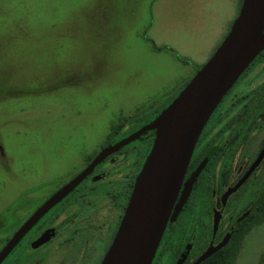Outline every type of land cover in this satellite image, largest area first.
Returning a JSON list of instances; mask_svg holds the SVG:
<instances>
[{
	"label": "rangeland",
	"instance_id": "obj_1",
	"mask_svg": "<svg viewBox=\"0 0 264 264\" xmlns=\"http://www.w3.org/2000/svg\"><path fill=\"white\" fill-rule=\"evenodd\" d=\"M243 1L0 0V210L43 197L119 120L186 87ZM230 250L261 264L264 217Z\"/></svg>",
	"mask_w": 264,
	"mask_h": 264
},
{
	"label": "flooded vegetation",
	"instance_id": "obj_2",
	"mask_svg": "<svg viewBox=\"0 0 264 264\" xmlns=\"http://www.w3.org/2000/svg\"><path fill=\"white\" fill-rule=\"evenodd\" d=\"M184 88L176 90L160 108L119 120L98 145L83 152L79 166L48 182L52 186L43 197H12L0 210V255L59 191L90 169L103 152L152 124ZM156 138V130L143 132L106 155L76 188L35 222L1 264H102L119 233ZM261 217L264 51L205 126L152 264H197L211 251L203 264L230 250Z\"/></svg>",
	"mask_w": 264,
	"mask_h": 264
},
{
	"label": "water",
	"instance_id": "obj_3",
	"mask_svg": "<svg viewBox=\"0 0 264 264\" xmlns=\"http://www.w3.org/2000/svg\"><path fill=\"white\" fill-rule=\"evenodd\" d=\"M263 51L264 0H244L223 43L172 104L140 133L103 152L90 169L47 202L2 252L0 264L35 222L76 188L106 155L134 141L143 132L156 130L154 147L137 179L125 219L102 263L152 264L205 126ZM210 254L208 251L197 264Z\"/></svg>",
	"mask_w": 264,
	"mask_h": 264
},
{
	"label": "trees",
	"instance_id": "obj_4",
	"mask_svg": "<svg viewBox=\"0 0 264 264\" xmlns=\"http://www.w3.org/2000/svg\"><path fill=\"white\" fill-rule=\"evenodd\" d=\"M230 251L231 250L226 249V250L216 254L215 256H213L211 259H209L208 261H206L203 264H230V258H231ZM261 264H264V255L261 259Z\"/></svg>",
	"mask_w": 264,
	"mask_h": 264
}]
</instances>
